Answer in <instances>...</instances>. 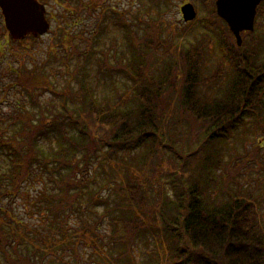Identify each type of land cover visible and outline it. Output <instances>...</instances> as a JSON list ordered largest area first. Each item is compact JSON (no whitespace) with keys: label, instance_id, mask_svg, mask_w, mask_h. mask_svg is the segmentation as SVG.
I'll list each match as a JSON object with an SVG mask.
<instances>
[{"label":"trees","instance_id":"obj_1","mask_svg":"<svg viewBox=\"0 0 264 264\" xmlns=\"http://www.w3.org/2000/svg\"><path fill=\"white\" fill-rule=\"evenodd\" d=\"M109 11L115 16L112 25L118 26L117 11L113 8ZM120 26L131 41L129 52L133 59L126 68L118 67L117 72L125 80L133 77L136 81H131L137 86L131 105H115L111 112L102 115L104 112L100 114L99 109L91 105L88 93L71 97L69 86L62 92L55 90L45 81L43 65L18 69L14 85L30 97L32 105L39 106L35 96V89L39 87L58 99L60 111L55 108L49 111L54 112L50 117L43 113L37 117L33 106L28 110L23 103L18 106L16 115L10 116L7 125L0 126V264L44 262L41 250L17 233L19 227L25 229L26 224L3 205L5 200L17 196L23 183L34 179L33 172L37 170L47 177L54 190L53 194L40 193L32 203L56 210L55 228L63 237L54 245L67 249L71 259V262L57 259L58 262L53 260L48 264H81L82 246L89 248L87 257L92 264H137L133 257L134 241L146 242L148 238L155 257L145 258L142 264H264V225L256 207L264 194L249 191L247 185L244 190L241 186L230 189L223 179L215 181L214 173L222 170L217 144L234 136L247 119L255 118L264 132L262 51L251 48L245 53L243 45L222 44L231 67L226 85L222 87L219 70L204 75L206 46L203 49L198 45L190 46L181 50L182 77L178 88H173L168 85L170 69L162 74L161 80L147 72L150 65L146 64L145 51L151 42L144 36L149 34V27L143 28L144 35L140 39L144 45L140 47L137 28H132V23ZM221 32L226 39L225 32ZM60 37L66 40V33ZM217 37H221L219 32ZM113 47L116 54V46ZM91 53L93 49L83 52L82 56L90 60ZM116 57L117 63H124V58ZM107 69H103V75L109 74L114 81L116 71ZM173 93H177L174 117L161 99ZM155 104L159 107L154 110ZM166 114L168 121L162 126L160 117ZM195 121L201 134L198 128L194 133L188 131ZM93 127L100 132H94ZM179 132L188 133L190 138L181 137ZM43 141L46 146L49 144L48 148H42ZM261 146L264 144L258 148ZM103 149L104 156L94 161L93 151L98 154ZM134 151H140L138 169L135 168L140 174L133 173L134 167L130 164H124V174L117 181L120 168L116 165L104 168L103 162L116 161L119 154ZM203 151L204 156L198 159L202 160L198 177L190 176L191 180L186 182L184 168ZM158 152L162 156L167 154L165 157L177 164L168 176V194L155 193L145 184L146 175L158 172V162H151ZM140 183L146 187H140ZM214 189L215 192L211 191ZM85 190L88 201L84 215H89L93 221H83L71 229L64 215L71 202L74 205V199ZM35 228L41 227L36 225ZM50 250L48 254L53 253L52 246Z\"/></svg>","mask_w":264,"mask_h":264},{"label":"rangeland","instance_id":"obj_2","mask_svg":"<svg viewBox=\"0 0 264 264\" xmlns=\"http://www.w3.org/2000/svg\"><path fill=\"white\" fill-rule=\"evenodd\" d=\"M185 1H189L194 5L196 13L195 17L188 23L182 20L179 13L180 5ZM44 2L48 12L46 21L49 22L50 28L48 33L43 36L26 37L21 41H13L4 30L5 27L0 19V43L2 44V47L0 45L1 127L7 125L8 121H10V116L12 118V116L16 115L18 106L23 103L28 110L33 106V114L37 117H39V113L50 117V114H54V112L51 113L49 111L55 108L60 111L58 99L52 96L48 90L39 87L35 89V96L39 105L37 107L32 105L28 95L29 98L20 92L19 86L14 85L19 72L18 69L22 66L31 67L33 64L44 66L47 75L45 81L50 82V85L55 90L62 92L66 90V86H69L68 93L71 97H79L82 92L84 94L88 93L91 98V105L95 109H99L100 114L104 112L102 115L106 112H111L115 105L123 106L122 104L125 105V103V106L131 105V99L134 91H136L135 87H137L131 81H136H134L133 77L131 80L129 79L130 81L125 80L120 76L121 73L117 72L119 70L118 67L126 68L129 60L133 59L129 52L131 41L126 38V31L123 32L120 26L128 23L133 24L132 28H137L136 37L140 47L144 45L140 39L144 35L143 28L149 27L150 29L149 34L145 35L144 39L151 42L150 48L145 51L146 64L150 65L147 72L151 77L156 79L158 76L159 78L157 79L161 80L162 74L164 75V72L170 69L168 85H173V88L177 86L178 88L182 77L180 69L182 64L179 60V55L182 53L181 50L184 51L190 46L198 45L199 49H203L205 46L207 48V51L203 52L205 57L204 75L209 76L215 70H219L222 73L219 84L222 87L226 85V79L231 67L223 51L225 50V45H234L235 37L230 33L228 34V31H224L222 21L217 17L214 19L211 15H208V12L204 11L203 0H44ZM261 4L256 14L254 30L250 33L242 34L241 45L244 46L245 53L251 48L262 51L260 57L264 59V1ZM110 8L117 11L115 15L117 16L116 22L118 21L117 25L119 27L112 25V21H115V16L109 11ZM120 15L122 16L120 17ZM209 26L212 31H215L214 33L208 30L210 29ZM221 31L225 32L224 35H227L226 39L223 38ZM4 32L6 33L5 36H3ZM218 32L221 36L220 38L217 37ZM63 33H66V40L64 41L60 37ZM219 39H222V41H218ZM114 45L116 46V54H114ZM261 47L263 50H261ZM91 49H93V53H91L92 56L88 60L87 56H82V54L83 52L89 53ZM116 56L124 58V63H117L118 59ZM105 67H108V69ZM103 69L104 71L106 69L116 71L114 81L113 79L110 80L109 74L103 75L105 73H102ZM104 76L106 77L105 80ZM161 99L171 109L172 117L176 116L174 104L177 100V93H173L172 96L169 95L168 98L167 96H162ZM157 107L159 105L155 104L154 110ZM167 116L166 114L160 117L162 126L166 125ZM256 121L255 118L247 119L244 126L234 136L217 144V150L221 154L222 170H216L214 173L215 181L223 179L227 183H225L226 186L230 189L231 187L236 189V187L241 186L242 190H244L247 185V188H250L249 191H257L260 194H264V146L258 148L261 143L264 144V132ZM191 124L192 129L189 126L188 131L194 133L198 128L197 132L201 134L202 130L197 126L198 123L195 121ZM18 125L19 122L15 127H18ZM97 127H93L96 133L100 132ZM179 134L182 135L181 137L190 138L188 133L179 132ZM193 145L199 144L193 142ZM41 146L45 149V147H49V144L46 146V142L43 141ZM212 150H215V148H212ZM95 151H93L92 156L94 161L97 160V157H102L105 154L104 149L98 154ZM139 153L134 151L119 154L116 161H104L103 166L108 168L109 165H116V167L120 168L117 181H120L124 174V164H130V166L134 167L132 172L140 174L135 171L138 169ZM155 154H157V158H152L151 162H158V172L153 171L146 175L145 184L147 189L153 188L155 193L168 194L170 193L168 176L170 172L175 171V165L177 164L167 159L165 157L167 154L164 156L160 155V152ZM204 154V151L199 153L184 168L186 173L183 174V177H185L186 182L191 180L190 176L198 177L197 172L202 162V160L198 159ZM93 164L96 165V162ZM163 171L165 173L162 176ZM84 175L86 174L84 173ZM33 176L34 179H29L28 182L22 184L21 190L16 197L5 200L3 205H7L13 211L14 217L21 218L26 224L24 225L25 229L19 227L17 233L24 235L26 242L34 244L38 250H41V253L45 255L43 264H48L53 260L58 262L57 259L71 262L70 252L65 248L60 249L54 245L56 240L63 237L59 229L55 228L56 216L58 215L54 213L56 210L53 208H42L41 205L38 206L35 202L32 203L34 199L36 201L42 192L53 194V187L47 177L43 176L39 170L34 171ZM86 176L92 177V175ZM145 184L140 183L139 185L141 187L145 186ZM211 191L215 192L216 189ZM86 194L87 190L80 197L74 199V205L71 202L70 209L64 215V220L71 229L72 227L80 226L83 221H93V219L89 218V215H84L83 210L88 201ZM263 199L264 197L257 202L256 207L264 225ZM100 209H98L99 212ZM36 225L41 228L36 229ZM105 230L109 231L108 227H105ZM33 231L38 233L34 234ZM86 235V237L89 236L88 234ZM148 240L149 238L146 242L134 241L133 257L135 263L142 264L143 260L148 257L154 259L152 244ZM51 246L53 253L48 254L51 251ZM87 254H90L89 248L86 249L82 246V252L80 253L81 264H92L88 261ZM93 256L95 257L96 255ZM0 260L2 261V259Z\"/></svg>","mask_w":264,"mask_h":264},{"label":"water","instance_id":"obj_3","mask_svg":"<svg viewBox=\"0 0 264 264\" xmlns=\"http://www.w3.org/2000/svg\"><path fill=\"white\" fill-rule=\"evenodd\" d=\"M262 0H217L216 12L229 27L238 46L242 43L241 32L252 31L256 8ZM4 26L14 40L27 35H43L49 29L44 18V7L36 0H0ZM184 21L192 20L196 13L192 4L181 7Z\"/></svg>","mask_w":264,"mask_h":264},{"label":"flooded vegetation","instance_id":"obj_4","mask_svg":"<svg viewBox=\"0 0 264 264\" xmlns=\"http://www.w3.org/2000/svg\"><path fill=\"white\" fill-rule=\"evenodd\" d=\"M38 3H40V4H42L43 6H44V18L45 19H47L48 17H47V15H48V12H47V9H46V5H45V2H44V0H36ZM204 2H202L203 3V5H204V11L205 12H208V15L210 16H212L214 19H216V17L220 20V21H222V19L221 18H219L218 17V15H217V12H216V1L217 0H203ZM264 0H262L261 2H263ZM261 2H260V4L259 5H261ZM188 3H190L189 1H185V2H183L181 5H180V7L182 6V5H184V4H188ZM190 4H192V3H190ZM258 5V6H259ZM192 6L194 7V5L192 4ZM179 7V8H180ZM208 11H207V10ZM179 13H180V10H179ZM47 14V15H46ZM256 14H257V11H256ZM256 14H255V17H254V26H253V30H254V27H255V18H256ZM204 18H205V16H204ZM0 19L3 21L4 20V15H3V12H2V9H1V7H0ZM222 23H223V25H224V29L226 28L225 27V23L222 21ZM227 29H229L228 27H227ZM252 30V31H253ZM251 31V32H252ZM248 32V31H247ZM244 33H246L245 31H243V32H241V34H244Z\"/></svg>","mask_w":264,"mask_h":264}]
</instances>
